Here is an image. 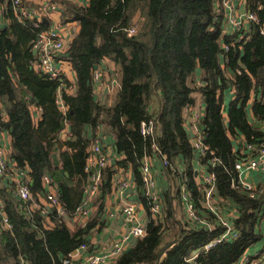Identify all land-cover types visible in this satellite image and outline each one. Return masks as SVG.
<instances>
[{"label": "trees", "instance_id": "trees-1", "mask_svg": "<svg viewBox=\"0 0 264 264\" xmlns=\"http://www.w3.org/2000/svg\"><path fill=\"white\" fill-rule=\"evenodd\" d=\"M216 2L88 0L86 6H81L63 0V21H78L80 29L66 52L76 75L77 92L71 95L62 91L61 98L67 107L62 112L56 92L60 85L69 87V81L44 77L30 67L33 55L29 46L44 24L36 27L30 21H18L12 1H5L4 11L10 23L0 31V127L10 131L13 165L28 169L32 197L36 198L37 192V196H43L41 180L48 174L52 182H57V198L65 216L50 208L48 215L55 223L47 228L39 208L30 209L31 217H25L23 208H18L25 204L30 207V201L17 198L15 208L7 202L3 211L11 228L0 230V264L9 258L13 264L22 259L31 264H63L70 253L82 243L87 244V235L98 223V229L103 226L95 213L84 226L76 224L75 231L66 225V219L72 218L82 201L86 181L84 164L91 142L81 137L85 125L106 123L115 135L117 152L122 154L115 166L102 171V181L106 178L107 182L101 184V189L108 191L114 168L129 165L140 188V200L149 211L151 202L144 191L141 167L144 156L153 153V141L140 133V124L154 118L160 131L154 143L169 160L166 170L178 178V194L184 183L201 215L213 219L202 207L204 185L195 175L193 153L183 124L185 110L197 109L195 92L203 97L204 116L200 124L209 147L200 163L215 175V196L221 203L236 207L238 215L233 226L239 235L205 252L204 244L221 234L223 228L187 226L175 218L174 197L164 194V216H149L146 234L134 237L129 248L112 264H192V251L198 255L193 260L197 264H236L248 247L264 237L256 227L264 211V185L263 193L256 197H250L237 185L234 164L238 157L230 138L242 133L254 149L264 142L263 128L252 126L245 113L250 101L255 120L264 119V36L259 32L264 23V0H245L249 13L258 18L248 37L240 31L222 33L223 18ZM132 22H139V31L128 34ZM223 45L228 48L223 49ZM103 58L112 59L120 75L117 101L111 107L93 100L94 68ZM221 60L233 73L231 79L224 76ZM197 70L199 81L195 76ZM228 88L234 90V97L225 124L222 95ZM153 97L158 107L150 110ZM30 104L41 107L38 120L33 119ZM3 110L7 120L1 116ZM61 119L71 125L69 132L74 140H57ZM56 140L59 146L71 149L61 151L60 158L69 183L55 176L56 168H52ZM211 158H217L214 164ZM101 207L100 203L98 211ZM251 261L248 256L244 264Z\"/></svg>", "mask_w": 264, "mask_h": 264}, {"label": "crops", "instance_id": "crops-1", "mask_svg": "<svg viewBox=\"0 0 264 264\" xmlns=\"http://www.w3.org/2000/svg\"><path fill=\"white\" fill-rule=\"evenodd\" d=\"M5 1L6 0H0V31L6 29L9 26L10 20L9 17L6 16L4 7H5ZM47 0H21V4L24 8H34L37 9L39 5L44 3ZM54 2V4L57 6V9L51 10L45 14L42 15L44 24L43 29H50V28H59L64 38L67 40L68 43H71L72 39L75 37V35L79 32L80 25L78 21H63V11L64 7L62 6L63 0H48ZM72 2L81 5L86 6L88 0H71ZM216 6L219 5V8L222 13V33L228 34L232 31V22L237 21L241 22L242 25V32L245 36H250L252 34V28L253 23L248 22L246 20L248 11V5L246 4L245 0H216ZM61 7V8H60ZM15 17L18 21H21L22 23L25 21H30L28 19H22L17 16L16 12H14ZM61 68V78L68 80L70 85L69 87H65L64 85H60L57 88L56 92V101L59 105V108L62 112L66 110V106L64 105L61 95L62 91L65 90L66 93L74 95L77 92V83H76V75L72 68L71 61L69 59H63L58 64ZM30 67H34L30 63ZM221 67L223 68L224 76L227 79H231L233 77V73L229 71L227 68L224 67L223 60H221ZM35 69V67L33 68ZM36 70V69H35ZM37 71V70H36ZM98 72L99 77L98 80H94L93 78V100L98 101L99 104L104 105L106 107L113 106L117 101L118 91L120 89V75L118 71V66L115 64V62L110 58H103L100 60V62L95 65L94 73ZM40 74V73H39ZM42 75V74H41ZM94 75V74H93ZM200 75V70H197L195 72V76L197 81L198 76ZM44 76V75H42ZM46 77V76H44ZM14 79V78H12ZM195 96V106L199 108L202 113L204 114V101L203 97L198 93H194ZM234 97V90L232 88L225 89L223 91L222 95V115L224 118L225 124H227L228 121V107L229 103L233 100ZM150 110H155L156 107H158L157 99L156 97H153L150 101ZM30 111L33 113V119L38 120L41 107L36 106L35 104L29 105ZM245 113H246V119L248 122L254 126L261 128L262 125L260 124V121L255 120V118L252 115L251 111V103L248 102L247 106L245 107ZM1 116L4 120H7V113L3 110L1 112ZM204 116V115H203ZM256 124H259L256 125ZM60 126L61 131L59 132L57 136V140L60 141H66V140H74V137L70 136V129L71 125L68 123L67 120L61 119L60 120ZM83 131L81 134V137H86L88 142H91L93 140H100L101 147L109 153L114 156V160L116 159V162L119 161L122 158V154L118 153L115 147V135L113 131L107 126L106 123H95L94 125H85L83 126ZM185 130H187V126H185ZM200 129H204V127L200 124ZM264 128V127H263ZM232 148L233 151L236 153L238 159L237 160H247L249 157L254 155V150H250L246 147V140L242 133H237L234 137L230 136ZM0 139L1 143L3 144V147L5 149V154L7 156V160L9 163V170L6 172L5 176L0 178V204L2 206V209H0V230H8L9 227L3 223L2 221V213L4 211L3 208L7 205V202L9 204L15 205V202L17 200V197L13 194V182L11 179V171L13 173L14 179L20 182H24L27 184L28 188L31 190V176L28 173V169H25L27 172V176L20 177L18 173V168L13 165V160L11 158V152H12V145H11V135L10 131L6 128L0 127ZM57 140L54 141L53 147H52V155H51V163L52 168H56L54 173L55 176H58V178L61 181H64L66 183H69L68 180H66L65 177H67L68 173L61 169V151L67 149L68 151H71L70 148H66L65 145L59 146L57 143ZM89 144V143H88ZM192 166L193 169L196 172L200 171L201 166L200 164L194 159H192ZM17 169V170H15ZM151 171L154 174L157 188L159 190V194L161 195V208L162 211L164 210V197L167 195L168 197H174L173 204L174 208L177 204L180 209L182 210V217H184V209L181 202V196L177 192V176L173 175L172 172H168L166 168L161 167V162L158 158V156H155L152 161V167ZM114 174L112 175L110 186L108 191L104 192L102 189H100L97 198L93 201V203L83 202V197L81 203L84 204V206H89L92 210L90 214H97L101 217V220L103 221V226L99 227V223L93 229L89 235H87V245L88 247L84 250H80L79 252H72L74 254V259H82L89 253H98L99 251L105 249L113 240L119 239L123 234H126L128 222L125 221V214L123 212V207L125 203L130 200L136 204V214L138 221L141 225L145 227L146 222L149 219V216H151V205L149 206V211L147 208L143 205L141 202L140 197V188L138 187L137 183L134 180L133 173L130 169V166H126L124 168L122 167H116L114 168ZM239 175V184H246L250 188L254 187H261L264 185V172L260 170L255 169H244L240 172ZM48 175V174H45ZM103 177V174H102ZM52 179V178H51ZM104 179V178H103ZM123 179L127 182V186L124 187L122 191L118 189L116 186L117 181ZM53 180V179H52ZM43 179L41 180V185L44 190H46V185L43 183ZM106 178L102 181V183H106ZM260 185V186H259ZM53 189L56 190L58 193L57 188V182H53L52 184ZM32 192V191H31ZM42 192V193H43ZM34 193V192H32ZM38 193V192H37ZM36 198L32 197V200H30V204L28 207V204H25L23 206H19L18 208H23V215L25 217H31L30 209L38 210L43 216V224L45 227L49 228L51 227L55 222L52 221V219L49 218V209L50 206L48 205V202L45 201L44 196H37ZM165 194V195H164ZM164 195V197H163ZM176 195L177 197H175ZM98 198H101L99 200ZM176 198V200H175ZM148 199V198H147ZM19 200V199H18ZM149 200V199H148ZM28 202V201H27ZM101 203L102 207L98 211L99 204ZM150 204V200H149ZM221 206L223 207V212L225 216L229 217L231 210L236 209L234 205L229 204H223L221 203ZM9 205V206H11ZM15 208V207H13ZM41 208H44L47 213H43ZM165 211V210H164ZM33 213V212H31ZM4 214V213H3ZM237 209H236V215H237ZM164 216V213H162L161 217ZM160 217V218H161ZM175 218L178 220L183 221V218H178L175 213ZM235 219V218H234ZM232 220V227L233 221ZM66 225L70 229V231H75L77 229V225L73 218H67L66 219ZM213 221V219H212ZM259 226V227H258ZM257 229L264 235V223L257 224ZM236 230V229H235ZM132 240H134L132 237L129 239L128 244L126 245V248H129V246L132 244ZM264 244V237L255 243L254 245L248 247L243 256L237 260L236 264H244L246 262V256H253L258 254V251L263 247ZM196 251H192L190 262L195 260V258L198 256L197 253H194ZM256 257H252L251 263L255 260ZM257 261V260H255ZM259 259L257 262H260ZM5 264H13V259H7V261H4Z\"/></svg>", "mask_w": 264, "mask_h": 264}, {"label": "built area", "instance_id": "built-area-1", "mask_svg": "<svg viewBox=\"0 0 264 264\" xmlns=\"http://www.w3.org/2000/svg\"><path fill=\"white\" fill-rule=\"evenodd\" d=\"M14 5L15 12L17 16L22 19H28L32 21L34 26H39L43 21L42 15L57 9V6L52 1H45L37 9L34 8H24L21 4V0H11ZM61 8V7H60ZM246 20L253 24L258 23V18L254 13H247ZM137 25V23L135 24ZM133 25L127 29L128 34L136 33V26ZM242 23L233 21L232 22V31H243ZM259 32L264 36V23L260 26ZM69 43L62 35L60 29L57 27L50 29L41 30L36 37L30 43V51L33 55V59L30 61L31 65L42 75L47 76L51 79L60 78L61 68L58 65L61 60L67 59V49ZM224 49H227L226 45ZM99 73H94V80H98ZM202 111L197 109L188 108L184 112L183 124L187 126V135L188 140L191 146L194 159L200 164V171L196 172L195 175H198L199 182L204 185L203 188V201L202 207L206 209L210 214H212V219H207L205 216H202L196 205L191 198L190 193L188 192L187 186L183 183L180 186V196L181 202L184 209V219L185 224L190 227H196L201 225L208 230H212L216 225L221 226L222 232L217 237H214L210 241L204 244V251H207L214 247L220 242H225L232 240L238 237L239 233L232 227V220L237 217L236 209H232L229 217L225 216L223 212V207L220 204V200L215 196V175L212 172L206 171V166L200 163V160L209 152V147L205 143L204 130L199 128L200 122L203 118ZM262 128L264 127V119L260 121ZM264 130V128H263ZM159 128L156 125V120L154 118L149 119L148 121H142L140 124V133L143 136H150L152 138V151L153 153L144 156L141 167V177L144 184V191L147 198L151 202V217L160 218L163 211L161 208V195L157 188L156 180L154 174L151 171L152 161L155 156H158L161 167L167 168L169 166V160L165 154H163L157 145L154 143L156 137L159 134ZM246 147L250 150H254V155L250 156L247 160H237L234 164V169L237 171V185L244 189L250 197H256L263 193V187H254L250 188L246 184H239V175L240 172L244 169H255L264 172V142L256 149L249 144H245ZM217 158H211V164L216 162ZM116 165V159L112 156L109 151L101 147L100 140L96 139L91 141L88 149L87 155L85 157L84 170L86 172V181L83 185V202L93 203L97 198L98 193L101 189L102 184V171L106 168ZM9 163L7 156L5 154V149L0 139V178L5 176L6 172L9 170ZM17 170V169H15ZM182 172L181 170H179ZM20 177L27 176L25 170L18 169L16 172ZM13 173L11 171V179L13 182V194L21 201L27 202L32 200V193L28 188L26 183H22L12 178ZM43 183L47 186L46 190L43 192L45 201L48 202L50 208H55L61 215L65 216V212L61 208V204L57 198V192L53 189V182L49 175H44ZM116 186L120 191L127 186V182L123 179L117 181ZM0 209L2 206L0 204ZM43 213H47L44 208H41ZM91 208L89 206H84L83 203H80L74 211L72 216L75 223L79 226H84L85 222L88 220L91 215ZM3 211V210H2ZM123 212L125 214V221L128 222L127 233L123 234L119 239L113 240L105 249L99 251L98 253H89L82 259H74V254L70 253L69 256L63 259V264H112L115 259L121 254L125 249L126 245L129 242V239L132 237H142L146 234L145 227L141 225L138 221L136 214V204L128 200L124 207ZM4 213V212H3ZM2 213V221L9 228L7 217ZM264 223V211L259 218V224ZM88 246L85 243H82L74 252H79L80 250L86 249ZM264 248V244H263ZM264 250V249H263ZM264 253V252H263ZM256 254L255 256H257ZM248 258V256L244 257ZM261 260L264 264V255L257 259ZM257 261H253L251 264H256ZM19 264H31L27 260H20ZM192 264H197L195 261H192Z\"/></svg>", "mask_w": 264, "mask_h": 264}, {"label": "rangeland", "instance_id": "rangeland-1", "mask_svg": "<svg viewBox=\"0 0 264 264\" xmlns=\"http://www.w3.org/2000/svg\"><path fill=\"white\" fill-rule=\"evenodd\" d=\"M136 24V22H132L131 23V26H133V25H135ZM136 26V32H138L139 31V22H138V24L137 25H135ZM240 32H242V31H240ZM242 36V34H239V39H240V37ZM224 46L225 45H223V49H224ZM226 47H227V45H226ZM228 48V47H227ZM226 50V49H225ZM175 213H176V216H178V218H183L182 217V210L180 209V207L176 204L175 205ZM184 219V218H183ZM184 222H185V220H183ZM259 227V226H258ZM264 248H261L259 251H258V255L257 256H255V255H253L252 257H256L255 258V260H257L258 258H260L261 256H263L264 255V253H263V250ZM206 252V251H205ZM254 260V261H255ZM256 264H262V262L260 261V262H257Z\"/></svg>", "mask_w": 264, "mask_h": 264}, {"label": "water", "instance_id": "water-1", "mask_svg": "<svg viewBox=\"0 0 264 264\" xmlns=\"http://www.w3.org/2000/svg\"><path fill=\"white\" fill-rule=\"evenodd\" d=\"M256 125H258V126H259V124H256Z\"/></svg>", "mask_w": 264, "mask_h": 264}]
</instances>
